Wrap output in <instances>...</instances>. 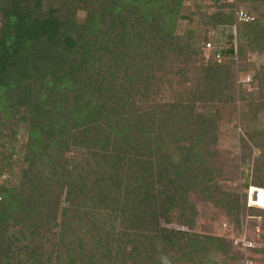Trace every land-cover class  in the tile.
Instances as JSON below:
<instances>
[{"label":"trees","instance_id":"16d2710c","mask_svg":"<svg viewBox=\"0 0 264 264\" xmlns=\"http://www.w3.org/2000/svg\"><path fill=\"white\" fill-rule=\"evenodd\" d=\"M231 26L235 52L204 57ZM263 51L264 0H0V264H229L189 198L264 228L216 160L236 90L245 185L264 189V69L254 93L233 72Z\"/></svg>","mask_w":264,"mask_h":264},{"label":"rangeland","instance_id":"374dc122","mask_svg":"<svg viewBox=\"0 0 264 264\" xmlns=\"http://www.w3.org/2000/svg\"><path fill=\"white\" fill-rule=\"evenodd\" d=\"M207 36L211 47L202 51L204 57L215 50L222 52L229 45L233 47V26L219 27L213 32L209 31ZM236 63L238 65L234 66L233 69L236 84H243L246 92L254 93L255 89L250 85L252 69L249 71L248 68L252 64L257 69H264V51L247 53L245 60L236 61ZM235 97L237 99L232 104L233 107L225 111L226 119H222L218 123V141L216 145L218 155L216 160L223 171V174L218 178L219 183L225 190H233L238 194H242L250 186L245 184L250 182L252 178L251 160L259 152L253 148L249 152L247 160L249 162L247 164L239 163L241 148L238 137L242 135V127L238 119L240 112L246 110V102L238 99L236 90ZM241 199L242 196L239 197L240 202ZM189 200L196 208V230L221 236L225 240V244L233 256V260H229V264H264L263 255L254 250L264 246V228L260 216L254 215V213L241 206L237 222H235L229 216H226L225 211L214 202L203 200L196 195H190Z\"/></svg>","mask_w":264,"mask_h":264},{"label":"built area","instance_id":"2783aa9c","mask_svg":"<svg viewBox=\"0 0 264 264\" xmlns=\"http://www.w3.org/2000/svg\"><path fill=\"white\" fill-rule=\"evenodd\" d=\"M235 21L236 22H246L248 20H251L252 17L246 14L243 10H237L234 13ZM234 28V26H233ZM211 47L210 41H206L203 44V51L208 50ZM233 49L235 52V41L233 43ZM212 53L213 58L215 59L216 63H220L222 61L220 51L215 50ZM244 204L245 206H254V207H264V189L258 188V187H251L248 186L245 197H244Z\"/></svg>","mask_w":264,"mask_h":264},{"label":"clouds","instance_id":"9594fccd","mask_svg":"<svg viewBox=\"0 0 264 264\" xmlns=\"http://www.w3.org/2000/svg\"><path fill=\"white\" fill-rule=\"evenodd\" d=\"M262 189V188H261Z\"/></svg>","mask_w":264,"mask_h":264}]
</instances>
